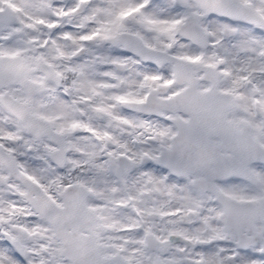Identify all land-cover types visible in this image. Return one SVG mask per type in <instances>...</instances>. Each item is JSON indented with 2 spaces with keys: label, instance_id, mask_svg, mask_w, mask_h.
Wrapping results in <instances>:
<instances>
[{
  "label": "snow or ice",
  "instance_id": "1",
  "mask_svg": "<svg viewBox=\"0 0 264 264\" xmlns=\"http://www.w3.org/2000/svg\"><path fill=\"white\" fill-rule=\"evenodd\" d=\"M0 264H264V0H0Z\"/></svg>",
  "mask_w": 264,
  "mask_h": 264
}]
</instances>
